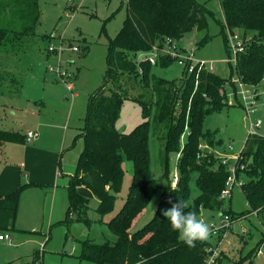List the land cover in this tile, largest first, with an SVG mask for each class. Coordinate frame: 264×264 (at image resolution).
Returning <instances> with one entry per match:
<instances>
[{
	"label": "rangeland",
	"instance_id": "374dc122",
	"mask_svg": "<svg viewBox=\"0 0 264 264\" xmlns=\"http://www.w3.org/2000/svg\"><path fill=\"white\" fill-rule=\"evenodd\" d=\"M198 1L211 11L207 16L208 27L194 29L174 44L181 51L192 53L195 59L212 64L217 75L236 81L239 75L230 46L243 41L245 33L240 29L231 32L222 26L224 17L219 0ZM39 5L40 18L35 27L28 34L11 35L0 47V128L23 134L38 131L37 144L35 139L7 142L0 151V198L19 190L17 210L0 208V234L8 233L12 238L11 241L0 239V264H93L79 258L80 241L104 242L117 238L106 222L121 210L130 194L134 160L124 162V179L112 211L99 214L96 210L99 198L90 189L80 187L89 200L83 217H88L90 224L77 220L76 215L69 225L64 220L70 205V179L84 149L89 96L104 83L110 40L124 23L128 0H39ZM206 34L208 40L200 44ZM50 44L57 50L49 51ZM163 44V49L168 47L166 42ZM130 56L133 58L134 53ZM168 57L159 51L157 63L150 65L145 75L140 69L137 79H133L136 82L127 83L116 128L130 132L149 121L147 177L163 185L168 183L165 176L168 174L172 187H176L172 178L174 173L180 174L179 156L167 149L169 128L158 117L159 97L153 94V87L161 80L175 81L178 86L184 81V69L176 59L164 64ZM139 58H135L137 63ZM58 69L67 76L62 78ZM70 80L73 91L67 88ZM145 80L147 84L143 85ZM225 86L229 95L234 87L230 82ZM135 97L148 102L149 115ZM229 99L233 100L231 96ZM230 100L224 101V107L206 114L203 128L212 140L201 142L208 147L205 151L211 149L214 156L209 166L219 167L221 161H226L229 170L236 165L248 136L245 112L238 103L230 104ZM259 115L264 121V109H260ZM260 130L264 133V123ZM228 145L233 149L229 150ZM248 161L253 162L254 155ZM222 167L226 168L224 164ZM188 174L190 202H194L201 196L198 171L189 168ZM250 180L249 175L242 174L232 188L231 197H223V208L238 218H233L231 227L220 236L227 233L222 241L221 264L234 261L264 264L263 219L259 213L241 217L249 210L242 184ZM163 192L164 188L158 190L135 219L132 230L143 227L153 217ZM226 213L218 207H204L198 218L219 224L221 214ZM217 241L216 237L210 238L211 243Z\"/></svg>",
	"mask_w": 264,
	"mask_h": 264
},
{
	"label": "trees",
	"instance_id": "16d2710c",
	"mask_svg": "<svg viewBox=\"0 0 264 264\" xmlns=\"http://www.w3.org/2000/svg\"><path fill=\"white\" fill-rule=\"evenodd\" d=\"M219 3L224 17L222 26L231 32L240 29L245 33V50L236 58L238 75L247 84L259 83L264 77V0H219ZM39 6V0H0V47L11 35H25L35 27L40 18ZM210 13L208 7L198 0H128L124 23L116 37L110 40L104 83L89 96L84 149L70 179V205L64 222L69 225L76 215L77 220L90 224V219L83 217L89 200L80 187L90 189L99 198L96 209L99 214L115 208L116 193L124 179L125 160H134V183L121 210L106 222L117 238L104 242L81 240V260L93 264H137L143 257L147 264H205L208 258L206 246L210 239L198 241L195 248H189L180 241L178 233L161 212L171 206L168 203L170 199L181 202L185 212L193 211L199 215L204 207H218L222 213L227 211L233 218H238L231 210L223 208L225 200L221 193L230 170L225 164L226 168L222 167V162L219 167L209 166L215 160L212 154L198 157L201 142L212 138L203 128L204 117L208 112L224 107L227 99L224 86L230 82L235 88L233 81L202 71L196 89L194 74H185L181 86L175 81L161 80L153 87V94L159 97L158 117L169 128L167 149L181 152L177 161L180 174L176 187H172L168 174L165 175L168 183L163 185L147 177L149 121L140 123L130 132L116 128L127 93L125 86L136 82L140 69L145 75L152 65L140 59L137 63L135 58L150 52L154 45L162 47L169 39L180 40L194 29H206ZM208 38L206 34L199 43L203 44ZM131 53H134L133 58ZM168 58V61L163 60L164 64L173 60ZM134 99L149 115L148 102L140 97ZM159 103L162 104L160 108ZM25 141L26 134L0 128V151L7 142ZM251 155H254L253 162L248 161ZM241 162L245 167L237 169V178L242 174L251 177L249 182L242 184L249 210L241 217L257 211L264 223V137L248 138L238 165ZM189 168L198 171L197 185L201 196L194 202H190ZM160 188H164V192L153 217L143 227L132 230L135 219ZM18 197L19 190L1 197L0 208L17 210ZM215 264H221L219 258ZM233 264L244 263L234 261Z\"/></svg>",
	"mask_w": 264,
	"mask_h": 264
},
{
	"label": "built area",
	"instance_id": "2783aa9c",
	"mask_svg": "<svg viewBox=\"0 0 264 264\" xmlns=\"http://www.w3.org/2000/svg\"><path fill=\"white\" fill-rule=\"evenodd\" d=\"M51 37L55 38L53 34H51ZM174 42L175 41H172L170 39L167 40L166 43L168 47L164 49L162 47H159L158 45H154L153 49L150 52L146 54H139L137 57L138 58L140 57L139 58L140 60L149 61L152 64H156L158 52L162 51L165 55H168L169 57L176 59L179 65L183 67L186 75H193V74L195 75V89H196L199 83L200 73L202 71H209L211 73H215V69L212 64L207 65V61L195 59L192 53L190 52L185 53L184 51H181L174 44ZM72 48L74 50H78V47L75 45H73ZM55 50L57 49L53 46V44H50L49 51H55ZM58 50L60 51L61 48H59ZM230 50L231 53L234 55L235 57L234 59L236 61L238 54L245 50V41L244 40L237 41L232 46H230ZM50 70H52V68H50ZM58 73L62 78L67 76V73L65 71H61L59 69H58ZM233 82L236 84L235 88L232 90V92L229 95L227 94L225 95L227 100H230L229 96L233 98L232 101L230 100V104L238 103L245 112L247 129H248V136L246 138V141L251 136L259 135L264 137V133H262L260 130L262 128L264 121L263 118L259 115L260 109H264V77L259 83L256 84H247L240 77ZM225 87L226 86H224V88ZM67 88L70 89V91H73L74 85L72 80L69 81ZM72 94L75 95L74 92ZM37 135L38 134L36 131L29 130L26 133V139L31 141L35 139ZM207 148H208L207 145L200 144L201 151L198 157H202L207 154H212L211 149H209L208 152L205 151V149ZM227 148L229 150L233 149L232 145H228ZM180 154L181 152H179L177 155L180 156ZM240 157L241 154L237 159L236 165L230 170V175L226 181V187L223 189L221 193L222 197L224 198L231 197L232 188L239 181V179L237 178V169L239 167L242 169L245 167V163L242 162L239 163L238 165V160L240 159ZM221 162L226 165V161H221ZM178 180H179V174L174 173L172 182L176 184ZM252 214L257 215V211H254ZM221 215H222V220L219 224L215 222L209 224L206 222L211 229V235L209 239L211 237H216L218 238V241L216 243L210 242L208 246H206V250L208 252V258L205 264H215L217 262L223 250L222 241L227 233L225 232L224 235H222V237L220 236L223 231H227L231 227L233 222V217L231 214L226 213ZM201 219L203 220V218ZM0 239L8 240V241L12 240L11 236L8 233L0 234Z\"/></svg>",
	"mask_w": 264,
	"mask_h": 264
},
{
	"label": "clouds",
	"instance_id": "9594fccd",
	"mask_svg": "<svg viewBox=\"0 0 264 264\" xmlns=\"http://www.w3.org/2000/svg\"><path fill=\"white\" fill-rule=\"evenodd\" d=\"M171 205L167 209L161 210L162 216L165 217L171 228L178 233V238L189 248H195L196 243L209 239L211 235L210 226L198 218L196 212L184 211V205L179 202L168 201ZM137 264H147L146 260L141 257Z\"/></svg>",
	"mask_w": 264,
	"mask_h": 264
},
{
	"label": "crops",
	"instance_id": "0c3cea01",
	"mask_svg": "<svg viewBox=\"0 0 264 264\" xmlns=\"http://www.w3.org/2000/svg\"><path fill=\"white\" fill-rule=\"evenodd\" d=\"M73 96H74V94H72ZM38 132V131H37ZM38 134V133H37ZM38 137V136H37ZM38 139V138H37ZM37 139H35V144H37L38 143V141H37ZM32 142V141H31Z\"/></svg>",
	"mask_w": 264,
	"mask_h": 264
}]
</instances>
